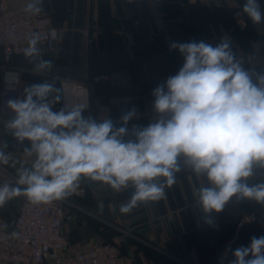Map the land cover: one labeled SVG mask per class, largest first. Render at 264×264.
Segmentation results:
<instances>
[{
  "label": "crops",
  "instance_id": "1",
  "mask_svg": "<svg viewBox=\"0 0 264 264\" xmlns=\"http://www.w3.org/2000/svg\"><path fill=\"white\" fill-rule=\"evenodd\" d=\"M9 0L13 7L30 2L48 13L61 32L60 53H39L26 58L24 52L15 58L22 69L21 89L34 83L54 82L61 100L53 111L64 107L62 82L87 85L84 117L97 122L111 119L116 128L121 117L135 108L126 127L125 140L135 139L133 126L146 127L153 110V89L175 75L183 65L178 50H170L173 41H205L212 45L230 42L231 50L242 67L252 75L254 83L264 74V19L254 23L246 14L245 23L233 18L246 0H217V5H199L193 0H164L157 7L140 1L123 0ZM264 13V0H258ZM99 12V20H91V10ZM2 55L0 53V62ZM42 60L52 61L51 70L36 71ZM107 74L109 81L91 82L95 76ZM8 155L2 163L16 177L18 170L31 168L35 155H28L31 144L18 142L12 132L0 133V147ZM180 171L175 183L165 187L158 201L138 204L129 214L119 211L135 192L129 184L119 192L107 184L82 177L85 193L69 195L76 208H68L64 233L73 246H93L103 241L119 248L120 264H215L214 247L228 230L221 248L233 252L247 247L253 237L264 236V203L254 199L233 197L213 223L199 205V189L211 184L204 174L195 173L181 155ZM253 181L249 186L264 184V166L253 164ZM160 183L164 178H158ZM19 185H12L17 187ZM24 187V186H19ZM28 199L21 194L0 206V227H11L20 203ZM242 215H256L258 220L236 227Z\"/></svg>",
  "mask_w": 264,
  "mask_h": 264
},
{
  "label": "clouds",
  "instance_id": "2",
  "mask_svg": "<svg viewBox=\"0 0 264 264\" xmlns=\"http://www.w3.org/2000/svg\"><path fill=\"white\" fill-rule=\"evenodd\" d=\"M33 9L39 11L29 3L26 10ZM243 11L254 23L264 19L258 0H246ZM39 39L33 34L24 49L26 58L39 55ZM169 48L178 50L183 65L153 89L158 119L146 127L134 125V140L124 137L135 108L122 115L123 125L116 128L111 119L97 122L84 117L81 104L53 111L61 100L54 82L31 84L22 98H10L7 106L14 117L6 127L18 142H30L25 152L34 154L35 160L31 168L18 170L17 185L24 187L0 185V206L21 194L33 204L62 199L85 177L116 192L131 183L135 192L119 208L129 214L141 202L164 197L165 187L175 183L180 171L181 155L211 184L199 189V205L208 224L233 197L264 203V184L246 183L253 164L264 166V74L254 83L225 40L215 46L202 40L173 41ZM52 66V61L42 60L35 70ZM6 147H0V163L8 162ZM233 256L230 264H264V236L253 237Z\"/></svg>",
  "mask_w": 264,
  "mask_h": 264
},
{
  "label": "built area",
  "instance_id": "3",
  "mask_svg": "<svg viewBox=\"0 0 264 264\" xmlns=\"http://www.w3.org/2000/svg\"><path fill=\"white\" fill-rule=\"evenodd\" d=\"M140 1L160 7L164 0H123ZM199 5H217V0H193ZM33 3V2H30ZM29 4V3H28ZM13 7L9 0H0V133L7 134V123L13 119L14 113L8 108L10 98H22V69L15 65V58L24 52L33 34H39L37 49L39 53H60L61 32L53 23L52 17L44 13L38 4L32 11L27 5ZM99 12L91 10V20H99ZM233 18L238 23H245L246 14L242 9L233 11ZM110 76H95L91 82L109 81ZM87 85H79L68 81L62 82V98L64 107L81 104L84 110L88 105L85 100ZM158 119L152 110L149 123ZM18 177L0 163V185H17ZM246 181H253L252 175ZM85 193L82 182L70 195L80 197ZM76 208L69 195L48 203L33 204L24 199L10 228L0 227V264H120L119 248L109 241L93 246H73L64 233L68 208ZM258 220L256 215H242L236 227H243ZM228 229L214 247L215 264H230L231 253L221 248Z\"/></svg>",
  "mask_w": 264,
  "mask_h": 264
},
{
  "label": "trees",
  "instance_id": "4",
  "mask_svg": "<svg viewBox=\"0 0 264 264\" xmlns=\"http://www.w3.org/2000/svg\"><path fill=\"white\" fill-rule=\"evenodd\" d=\"M248 182H250V181H248ZM251 182H252V181H251ZM244 199H245V198H242L241 201L244 200ZM109 242H110V241H109Z\"/></svg>",
  "mask_w": 264,
  "mask_h": 264
},
{
  "label": "rangeland",
  "instance_id": "5",
  "mask_svg": "<svg viewBox=\"0 0 264 264\" xmlns=\"http://www.w3.org/2000/svg\"><path fill=\"white\" fill-rule=\"evenodd\" d=\"M19 1H21V0H19ZM19 1H18V2H19Z\"/></svg>",
  "mask_w": 264,
  "mask_h": 264
}]
</instances>
